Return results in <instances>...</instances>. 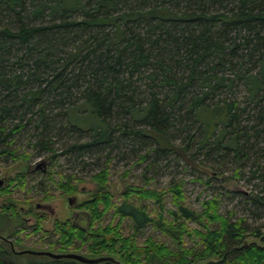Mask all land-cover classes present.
Wrapping results in <instances>:
<instances>
[{
	"label": "trees",
	"instance_id": "16d2710c",
	"mask_svg": "<svg viewBox=\"0 0 264 264\" xmlns=\"http://www.w3.org/2000/svg\"><path fill=\"white\" fill-rule=\"evenodd\" d=\"M239 87L252 99L250 111L236 97ZM32 124L34 146L52 158L51 134L68 127L91 137L63 152L78 158L127 138L148 140L159 156L194 158L191 145L198 144L202 152L222 148L240 168L256 166L264 145V0H0L1 157L17 159L14 139ZM182 134L180 145L170 137ZM73 177L60 180L58 189L74 193ZM92 180L96 192L78 206L85 226L55 220L49 233L45 217L34 215L25 235L21 209L9 201L0 207V234L7 231L9 239L21 228L14 247L28 248L24 239L36 235L48 252L109 259L100 264H264V235L248 233L244 219L222 215L218 198L196 211L184 184L175 182L163 191L129 186L117 205L108 164ZM250 198L264 207V195ZM135 199L152 201L154 212ZM147 227L170 243L142 240ZM0 264L82 263L16 255L0 240Z\"/></svg>",
	"mask_w": 264,
	"mask_h": 264
},
{
	"label": "rangeland",
	"instance_id": "374dc122",
	"mask_svg": "<svg viewBox=\"0 0 264 264\" xmlns=\"http://www.w3.org/2000/svg\"><path fill=\"white\" fill-rule=\"evenodd\" d=\"M235 94L241 106L247 107L250 111V106L253 104L248 91L244 87H239L235 89ZM73 121L84 124L83 117L78 114H73ZM177 129H173L172 134L178 135ZM194 130L196 127L193 132ZM55 133L58 134V132ZM32 135H35L33 124L25 132L15 137L11 149L17 151L16 160H12L8 156H0V190L1 188L5 190L4 192L0 191V207L13 201L14 207L17 210L21 209L19 214L26 222L24 234L32 232L35 222L32 219L34 215L45 214L36 209L38 204L49 205L55 211L54 217L49 213L44 215L43 227L49 233L53 232L55 220L61 222L73 220L75 212L80 210L78 206L90 199L97 190V184L92 180V177L108 164L109 186L115 195L117 205L122 203V193L129 186L163 191L172 183L182 182L189 207L201 211L203 202L218 198L221 203L220 212L222 215H231L234 220L244 219L248 233L259 230L264 235V207L258 206L250 198L251 195H264V171L259 170V168H264L263 144H259L260 150L258 153L256 152V156L263 155L259 158V163L256 166H251L252 163H248L240 168V165L235 163L234 156H228L222 148H220V154H216L215 151H204V153L199 151L201 147L198 144H194L191 145L190 155H195V157L185 160L176 154L157 155L152 149L154 147H147L148 140H140L143 142L140 144L139 141L132 142L127 138H120L121 142L114 149L94 150L78 158L75 154H64L63 152L68 146L75 143L89 142L91 137L89 133H74L68 127H65V130L59 135L51 134L52 148L56 155L55 158H52L51 152L36 149L34 146L36 140ZM115 135L116 137L121 136L120 132ZM262 135L264 134L262 133ZM170 137L175 144L180 145L183 144L185 134L177 137L171 135ZM250 142L247 144L248 146L255 144L253 138L250 139ZM146 155H148L147 160L142 161L140 158ZM44 161H46L44 168H36ZM47 167H49L48 170H45ZM252 171L257 173L254 175ZM19 175L25 178L23 184L13 181ZM67 176L75 178L73 186L76 190L72 194L64 193L57 187L60 180L64 182L67 180ZM70 197L75 199L72 206L68 202ZM133 202L145 207L149 212H154L156 207L152 201L135 199ZM165 205L167 209L174 208L171 196H166ZM110 218L111 214L106 217L104 223H108ZM85 221L86 218L80 221L82 226L87 224ZM124 223V229L131 231L132 223L128 220ZM192 227L196 226L192 224ZM2 228L3 222L0 220V230ZM139 236L142 240L154 237L170 243L160 233L155 232L152 227L145 228ZM250 239L252 238L250 237ZM38 240L39 236L36 235L24 239L27 246H32L30 248L46 250L47 245L43 246L42 242L39 243ZM80 254L84 255L85 253Z\"/></svg>",
	"mask_w": 264,
	"mask_h": 264
},
{
	"label": "flooded vegetation",
	"instance_id": "af4514ba",
	"mask_svg": "<svg viewBox=\"0 0 264 264\" xmlns=\"http://www.w3.org/2000/svg\"><path fill=\"white\" fill-rule=\"evenodd\" d=\"M44 166H46V165H44ZM41 167V165L39 164V165H37V167L36 168H40ZM40 184H42V183H40ZM38 205H44V204H38ZM38 205L36 206V209L39 211H41V212H43V213H49L50 214V216H52V217H54L55 216V211H54V209L51 207V206H49V205H44V206H48V209H38ZM44 214V215H45ZM44 215H39V217H45ZM87 217V215H86V212L85 211H83V210H79V211H77V212H75V214H74V217H73V221H74V223H76L77 225H81V223H80V221H82V220H84V218H86ZM86 222V221H85ZM26 223V222H25ZM3 230V229H2ZM20 230H22L21 228H19L18 229V231L16 230L15 231V233H16V235L15 236H12L11 238H7V231L4 233V234H0V240L1 241H6L9 245H10V247H11V250H12V252L14 253V254H16V255H21V254H19V253H21V252H24V251H27V250H30V251H38V252H41V251H48V249L47 250H39V249H31L30 247H32L31 245L30 246H28V248L26 247V246H16V247H14V243H17V244H19L20 245V238H19V236H21V234L22 233H20ZM25 235H29V234H25ZM30 237H28L27 239H29ZM24 247H26V248H24ZM47 248H49L48 247V245H47Z\"/></svg>",
	"mask_w": 264,
	"mask_h": 264
},
{
	"label": "water",
	"instance_id": "95a60500",
	"mask_svg": "<svg viewBox=\"0 0 264 264\" xmlns=\"http://www.w3.org/2000/svg\"><path fill=\"white\" fill-rule=\"evenodd\" d=\"M69 205H74L75 199L73 197H70L68 199ZM38 209H48V206H42V205H38ZM21 255H34V256H46L49 257L51 259H55V260H62V259H70V260H74L77 261L79 263L82 264H100L103 263L109 259L106 258H96V259H91V258H87L83 255L80 254H74V253H68V254H57V253H52V252H48V251H24L19 253Z\"/></svg>",
	"mask_w": 264,
	"mask_h": 264
}]
</instances>
